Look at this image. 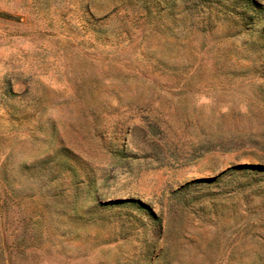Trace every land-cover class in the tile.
I'll use <instances>...</instances> for the list:
<instances>
[{
  "label": "rangeland",
  "instance_id": "1",
  "mask_svg": "<svg viewBox=\"0 0 264 264\" xmlns=\"http://www.w3.org/2000/svg\"><path fill=\"white\" fill-rule=\"evenodd\" d=\"M0 264H264V0H0Z\"/></svg>",
  "mask_w": 264,
  "mask_h": 264
}]
</instances>
